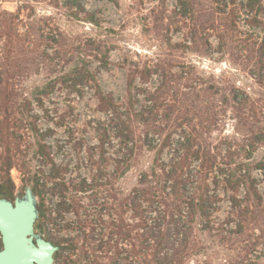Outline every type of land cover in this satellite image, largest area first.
I'll list each match as a JSON object with an SVG mask.
<instances>
[{"label": "rangeland", "instance_id": "374dc122", "mask_svg": "<svg viewBox=\"0 0 264 264\" xmlns=\"http://www.w3.org/2000/svg\"><path fill=\"white\" fill-rule=\"evenodd\" d=\"M229 1L0 0V127H9L0 130V194L12 201L39 178L43 228L63 241L57 252L65 264L75 258L66 240L98 239L102 222L129 226L119 245L127 253L146 223L161 222L164 208L148 205L138 182L153 157H178L188 138L215 158L206 182L218 201L211 230L180 264H264V82L245 51L263 30L249 23L250 0ZM254 2L264 10V0ZM228 31L234 43L220 39ZM100 47L110 50L103 63L92 51ZM82 61L129 113L132 141L100 106L94 84L62 82ZM45 84L52 92L40 95ZM60 183L74 206L66 221H81L78 231L48 224ZM97 255L107 264L114 252Z\"/></svg>", "mask_w": 264, "mask_h": 264}, {"label": "trees", "instance_id": "16d2710c", "mask_svg": "<svg viewBox=\"0 0 264 264\" xmlns=\"http://www.w3.org/2000/svg\"><path fill=\"white\" fill-rule=\"evenodd\" d=\"M229 5L233 6L234 0H230ZM244 8L253 13L249 23L263 30L259 42H252L245 51L249 54L246 55L247 57L252 56L255 60L253 63L254 73H257L259 79L264 82V10L255 5L254 0H250ZM228 11L225 21L231 23L233 20L231 11L233 9L230 7ZM227 23L226 25H228ZM224 35V37L223 35L220 36L222 41L226 39L228 43L235 42L236 35L229 33V31ZM94 50L102 54L100 62H106L110 50L101 49V47L92 49V51ZM80 64V68L76 67L75 71L68 72L62 78V82H71L73 86L86 83L94 84L100 106L110 111L112 117L120 122L126 132L122 135L127 139V142L132 141L131 132L127 125L131 120L129 113H121L113 104L112 99L96 85L95 76L89 69V65L85 61ZM132 86L133 80L128 78V100L132 98L130 94ZM39 92L40 95L50 94L52 87L45 84ZM179 102L182 105L186 104V96H182ZM145 122L147 123L148 120ZM7 128H9L8 125L4 123L0 130L3 132ZM147 146L151 150L154 149L151 145ZM194 146L196 149L193 150ZM158 152L156 150L155 155ZM177 152L178 157H171L167 162H163L160 157H153L148 171L142 174L138 182V186L142 188L139 190V196H144L148 205L155 203L164 208V215L160 218L161 222L154 225L146 223L142 228V234L132 238V240H136V244L128 253L119 248L123 240L130 238L129 234L131 233L129 226L123 222L111 223L108 226L105 222L100 223L104 227L100 228L97 234L98 239H90L84 233V239H80L82 244L79 243L78 239L70 237L66 243L69 245L72 256H75L74 261H72L74 264H104L100 261L102 257L98 256L97 253L102 254L110 251L114 252V256L109 257L107 264H180L183 258L194 254V241L211 230L209 226L215 212V203L218 201L217 196L210 192L206 182L209 174L214 171L215 158L207 151L204 143H196L194 139L189 138L183 142L179 141ZM192 161L199 163L196 169L191 166ZM50 174L54 180L61 178L58 171L51 170ZM31 183L35 194L41 196L45 191V185L39 181V178H33ZM59 185L60 187L56 192L60 201L54 210L56 217L52 223L48 221V224L58 229L61 228L62 231H78L82 225L81 221H66L65 215L74 206L73 201L65 196V194L68 195V191L64 183ZM38 209L40 219L35 223L36 229L41 230L48 241L57 247H61L63 241H56L51 237L49 228L46 227L47 230L43 228L45 211ZM147 220L150 219L147 218ZM96 241H98L97 245H90V242ZM54 258L55 264H65V259L59 258L58 252Z\"/></svg>", "mask_w": 264, "mask_h": 264}, {"label": "water", "instance_id": "95a60500", "mask_svg": "<svg viewBox=\"0 0 264 264\" xmlns=\"http://www.w3.org/2000/svg\"><path fill=\"white\" fill-rule=\"evenodd\" d=\"M40 219L38 199L32 183L13 201L0 196V233L4 248L0 264H55L58 247L48 241L35 223Z\"/></svg>", "mask_w": 264, "mask_h": 264}, {"label": "flooded vegetation", "instance_id": "af4514ba", "mask_svg": "<svg viewBox=\"0 0 264 264\" xmlns=\"http://www.w3.org/2000/svg\"><path fill=\"white\" fill-rule=\"evenodd\" d=\"M0 196H1V194H0ZM12 201H13V200H12ZM3 248H4V245H3V239H2V235H1V233H0V250H2ZM33 264H37V262L34 261Z\"/></svg>", "mask_w": 264, "mask_h": 264}]
</instances>
